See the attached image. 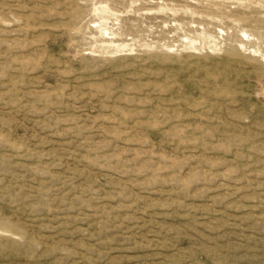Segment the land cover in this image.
Listing matches in <instances>:
<instances>
[{"label": "rangeland", "instance_id": "1", "mask_svg": "<svg viewBox=\"0 0 264 264\" xmlns=\"http://www.w3.org/2000/svg\"><path fill=\"white\" fill-rule=\"evenodd\" d=\"M0 264H264V0H0Z\"/></svg>", "mask_w": 264, "mask_h": 264}, {"label": "bare ground", "instance_id": "2", "mask_svg": "<svg viewBox=\"0 0 264 264\" xmlns=\"http://www.w3.org/2000/svg\"><path fill=\"white\" fill-rule=\"evenodd\" d=\"M218 34H221L222 35V34H224V32L221 31V30H219L218 31ZM239 35H240L239 38H240L241 41H253V38L251 37V35H249L246 32H240ZM105 45L107 47H116L115 45L112 44V42L111 43H106Z\"/></svg>", "mask_w": 264, "mask_h": 264}]
</instances>
